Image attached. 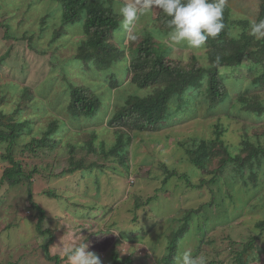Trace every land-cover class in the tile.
<instances>
[{"label":"trees","instance_id":"1","mask_svg":"<svg viewBox=\"0 0 264 264\" xmlns=\"http://www.w3.org/2000/svg\"><path fill=\"white\" fill-rule=\"evenodd\" d=\"M60 5L61 22L55 30H52L51 52L45 48L38 49L40 55L49 54L48 63L52 66V73L48 77L47 85L52 88L55 85L54 111L62 110L64 116L51 113H43L42 119L46 122V129L41 134L33 136L26 144V148L32 149L38 155L39 150L43 153L57 152L61 149L68 153V157L62 170V174L74 176L79 174L86 178L87 182H93L91 188L94 192L102 190L101 177L104 176L108 162H118L122 166L132 167L131 145L135 140L136 132H159L162 129L174 127L181 122L196 118L217 117L218 123L214 124L213 137L204 136L188 137L179 141V146L188 156L193 168L200 173V182L194 183L190 171L180 172L177 167L170 168L163 160L157 170L164 171L162 182L165 184L173 177L184 180L188 186L203 187L205 184L215 186L226 197L232 193L236 183L243 181L247 191L260 190L258 185H264V123L257 124L255 139L250 138L246 130L247 125L240 116L234 115L237 106L264 119V41H257L249 34V18H233L232 2H227L224 11L225 29L215 38H209L204 45L205 52L202 55L190 54L177 60V64L169 65L168 57L158 53L155 49L156 39L149 33L138 35L128 40L127 46H122L114 38L115 32L120 27L122 16L114 9V0H51ZM158 23L160 26L169 24L170 18L158 9ZM53 12L41 17L43 29H49L55 20ZM264 19V0H259L258 15L255 20ZM79 23L82 28L83 38L73 49V56L69 60H62L59 52L64 50L60 43L68 33V28ZM9 26V25H8ZM240 28L239 38L231 35ZM34 34L16 38L18 41L25 40L33 50L37 48L31 45ZM156 36V35H155ZM6 37H9L6 34ZM155 41V42H154ZM7 54L0 58V65ZM170 56V53H168ZM123 69L127 72L130 83L139 89H151L148 94H131L121 105L107 114V104L98 90L84 83L83 79L72 80L70 70L80 67L88 74L95 73L98 78L107 74L110 86L119 85L117 82L118 72L112 71L113 64L124 60ZM118 66V65H117ZM236 73V76H234ZM229 77L237 82L248 79L249 83L238 93L232 95L227 81ZM67 84L66 96L64 91H59ZM121 85V83H120ZM37 93L32 86L23 87L12 81L0 84V141L7 142L6 152L3 157L7 158L12 165H6L1 183H8V188L15 187L21 182L28 183L27 193L31 207L38 209L37 229L38 233L46 236L41 244L44 257L54 264H71L69 255H61L53 250V244L57 239V231L54 228H43L47 221L46 210L34 200L32 190V176L40 171L48 170L52 174V163L39 164L31 172H27L21 160L15 157L14 144L25 134H31L34 130L33 119L24 116V113L36 108L39 102ZM12 108H8L10 103ZM36 111V110H35ZM228 116L245 126L241 142L232 146L223 137L224 127L220 120ZM106 119V120H105ZM65 120L70 123L65 125ZM185 123V122H183ZM78 125L76 128L74 125ZM106 126L115 132L116 140L108 144L100 137L99 131L94 127ZM223 124V123H222ZM65 127L73 131L81 143L64 141L62 133ZM71 139V138H69ZM107 162V164H106ZM42 167V168H39ZM60 175V173L58 174ZM149 177H151L149 175ZM74 183H77L74 180ZM225 190V192H224ZM105 191V190H104ZM51 196H58L56 190L50 192ZM64 195V194H63ZM156 195L142 201L139 195L134 196L133 208L126 212L135 214L127 219L126 213H121L122 223L113 218L119 199L112 204H105L103 209L107 216L113 219L110 226L97 229L92 234H98L100 240L105 241L103 236L112 237L114 250L111 251L112 263L110 264H133V252L120 255L118 246L123 242L134 244L150 231V225L142 223L135 225L139 218L138 209L150 204ZM173 196V194L171 195ZM99 197V195L97 196ZM175 202V201H174ZM178 207L173 210L182 212L181 221L177 218L176 224L168 221V231L158 233L155 237L161 240L164 237V250L157 264H175L177 255L186 250L185 241L190 235L197 240V253L202 252L203 245L212 243L209 238L210 231L208 221L210 212L222 207V203L215 201V196L208 203H202L197 208H185L181 200H177ZM125 203V202H124ZM0 204L4 205V198H0ZM94 205L88 206L86 211H93ZM250 211H253L250 209ZM186 212V213H185ZM185 213V214H184ZM198 214L201 223L193 222V215ZM103 215L105 213L103 212ZM143 217L147 218L145 214ZM17 217V214H16ZM158 217V215L154 216ZM33 218H36L33 215ZM92 219L90 216H83ZM155 218V219H156ZM132 219V221H130ZM151 219V218H150ZM107 220V222H109ZM106 222V224H107ZM128 223V224H124ZM151 223V222H150ZM223 222H221L222 224ZM16 223L8 224L11 228ZM149 224V223H147ZM220 224V225H221ZM114 231L117 232L115 235ZM253 235L249 240L243 241L241 248L236 250V264H251L264 252V246L259 244V239L264 235V218H259L252 229ZM196 234H195V233ZM235 243V241H234ZM193 253L194 255H198ZM148 256L146 254L145 258ZM18 260L9 261V264H19ZM65 262V263H64ZM212 260L207 264H215ZM1 264V262H0Z\"/></svg>","mask_w":264,"mask_h":264},{"label":"rangeland","instance_id":"2","mask_svg":"<svg viewBox=\"0 0 264 264\" xmlns=\"http://www.w3.org/2000/svg\"><path fill=\"white\" fill-rule=\"evenodd\" d=\"M228 1L232 2L233 18L243 17L255 20L257 17L259 0ZM132 2L134 0H114V9L119 14V8L122 4ZM60 11H62L60 5L51 0H0V58L7 54L0 65V84L12 81L21 87L23 85L32 86L38 95V99L46 100L44 103L40 101L35 109L32 107L31 111L24 113V116L27 115L34 120V130L33 133L25 134L23 138L18 139L14 144V150L16 159L21 160L27 172H31L36 165L52 163L54 174L50 170L45 173L37 171L32 176L31 181L34 200L46 210L47 221H44L42 227L54 228L57 231L53 250L64 255L69 252V249L86 242L87 251L94 252L100 258L101 264L112 263L111 251L114 250V246L116 247L112 237L103 236V239L106 240L102 241L99 237L97 238V233L92 235L90 233L110 226L113 219L122 223L121 213L123 212L126 213L125 219L134 216L135 214L128 213L126 210L133 208L135 195H139L142 201L156 195L150 204L146 203L138 209L139 218L134 223L135 225L140 223L143 226L150 225V231L142 238L143 240L139 239L134 244L123 242L118 246V250L121 256L133 252L135 258L133 264H157L162 256L165 242H163L164 237L159 240L155 236L158 233L168 231V221L174 225L177 222L174 221L175 218L181 221L182 212H176L177 214L173 212L178 207L177 200H181L185 208H197L202 203L210 202L215 196V201L222 203V207L220 210L215 209L209 213V238H213L214 241L204 244L202 252L197 253V240L190 235L185 241L186 250L190 251L193 256L206 257L207 262L215 260V264H236L237 248H241L243 246L241 243L249 240L253 235L252 229H254L257 220L264 218V185L262 188L258 185V189H260L258 191H247L244 188V182L240 181L233 186L230 196L226 197L225 193H220L211 184H205L201 188L188 186L184 180L177 177H173L164 184L162 182L164 171L156 168L160 166V162L163 160L170 168L177 167L180 172L190 171L193 182L199 183L200 173L191 165L188 156L179 146V141L196 136L213 137L214 124L218 123L217 117L183 120L180 125L176 124L174 127L154 133L136 132L135 140L130 147L132 167L122 166L124 164L121 165L115 161L108 162V164L106 162L107 167L104 169L106 173L101 177L103 191L99 194L91 189L93 182H87L90 185H86V178L77 181V178L80 177L78 173L74 176L61 173L68 153L61 149H58L57 152L48 153L39 150L37 155L32 149L26 148V144L31 141L33 136L41 134L46 129V122L41 116L43 113L64 116L61 109L54 111L55 85L50 88L46 83L53 71L51 64L48 63L49 54L40 55L37 53L38 49H47L51 46L52 30H55L61 22ZM50 12H53L56 19L52 21L54 23L49 29L44 30L40 21L41 17ZM158 16V8H153L150 14L141 16L127 30L122 27V17L120 27L115 32L114 38L125 47L128 45V40L132 39L133 36L135 38L138 35L149 33L156 39V51L161 54L164 53L168 57L169 65L171 63L177 64V60L180 62L181 57L185 58L188 53V55H202L205 52L204 47L196 50L186 43L173 44L168 39V34L171 31L169 24L160 26L156 23ZM236 29L241 30L238 27ZM26 32L28 36L34 34L30 44L34 45L36 50L31 49L27 41L16 40ZM6 34L9 37H6ZM82 38V28L79 23L68 28L67 35L60 41L64 48L59 52L62 60L67 61L73 56V49ZM47 50L51 52V49ZM124 61L125 59L114 63L112 66V68L116 66L112 71L117 70L118 72L117 82L119 85L114 87L110 86L106 73L98 78L95 73L90 75L80 67L70 70L71 78L72 80L82 78L84 83L91 85L93 89L96 88L107 104L105 112L110 111L111 114L114 108L123 104L129 95L133 93L144 95L151 91V89H139L130 83V78L123 69ZM236 82L231 77L227 81L232 95L241 91L249 83V80L243 79L235 86ZM66 90L67 84L59 89V91L65 92V96ZM262 98L264 99V94ZM13 106L14 104L11 102L8 108ZM233 110L234 115L240 116L247 125L246 130L250 138L255 139L254 132L256 129L254 128L257 127V124L262 125L264 119L243 110L239 106ZM69 123L70 120H65V125ZM220 123L224 127L222 135L226 142L232 146L238 145L245 131L243 123L228 116L223 117ZM77 126L74 125L75 128ZM4 128L0 125V129ZM94 128L99 131L100 137L105 139L108 144L115 142V132L106 124L103 127ZM73 133L65 127L62 133L64 138L62 139L81 143L82 139ZM6 146L7 142L0 141V181L5 166L12 165L7 158L3 157ZM59 173L60 175H58ZM74 180L77 183H74ZM7 184H0V198H4V205L0 204L1 264H9L11 260H18L19 264H54L44 257L41 249V244L45 242L46 236L38 233L36 225L38 209L32 208L31 202L28 200V183L23 181L11 188H8ZM53 190H56L60 197L51 196L50 192ZM172 194L173 196H171ZM98 195L99 197H97ZM118 199L120 204L116 208V214L113 215L115 217L109 220L112 213L108 217L103 207L109 203L114 205ZM90 205H94L97 209L92 212L86 211ZM142 214L148 217L145 218ZM33 215L36 218H33ZM156 215H158L157 218L154 217ZM83 216H90L92 219H85ZM193 217V222L201 223L202 217L200 218V215L195 214ZM12 222L16 224L8 228V224ZM221 222L223 223L221 224ZM114 233L117 234L116 231ZM258 242L264 246V235ZM194 252L198 255H194ZM146 254L148 256L145 258ZM251 264H264V252H261L259 258Z\"/></svg>","mask_w":264,"mask_h":264},{"label":"clouds","instance_id":"3","mask_svg":"<svg viewBox=\"0 0 264 264\" xmlns=\"http://www.w3.org/2000/svg\"><path fill=\"white\" fill-rule=\"evenodd\" d=\"M228 0H134L119 8L123 17L122 27L127 30L141 16L151 13L153 8L161 10L169 20L168 39L173 44L186 43L192 49L204 47L211 37H217L226 27L224 11ZM249 34L257 41H264V19L249 21ZM239 38V31L232 32ZM71 264H101L100 258L87 251V243L69 249ZM175 264H207L204 256H193L188 250L177 255Z\"/></svg>","mask_w":264,"mask_h":264}]
</instances>
